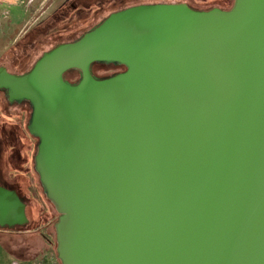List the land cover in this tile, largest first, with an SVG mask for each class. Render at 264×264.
Instances as JSON below:
<instances>
[{"label":"water","instance_id":"obj_1","mask_svg":"<svg viewBox=\"0 0 264 264\" xmlns=\"http://www.w3.org/2000/svg\"><path fill=\"white\" fill-rule=\"evenodd\" d=\"M0 91L32 108L61 264H264V0L114 12ZM26 209L0 186V228Z\"/></svg>","mask_w":264,"mask_h":264},{"label":"rangeland","instance_id":"obj_2","mask_svg":"<svg viewBox=\"0 0 264 264\" xmlns=\"http://www.w3.org/2000/svg\"><path fill=\"white\" fill-rule=\"evenodd\" d=\"M148 4H186L193 10H228L234 0H0V67L21 75L43 53L74 42L110 14ZM122 68L95 64L93 75L110 78ZM79 73L66 76L75 83ZM32 108L11 104L0 91V186L16 189L27 206L29 224L0 229V264H61L55 226L59 213L45 195L35 157L38 139L28 131Z\"/></svg>","mask_w":264,"mask_h":264},{"label":"trees","instance_id":"obj_3","mask_svg":"<svg viewBox=\"0 0 264 264\" xmlns=\"http://www.w3.org/2000/svg\"><path fill=\"white\" fill-rule=\"evenodd\" d=\"M234 4H235V0H234ZM234 4H233L232 7L229 8L228 10L232 9L233 6H234ZM106 65H111V66L118 67V68H122L123 70H125V67L120 66V65H118V64H106ZM72 73H79V74H80L79 71H76V70H75V71H71V72H69V73H67V74L65 75V78H66V76H68V75H70V74H72ZM12 190H14V189H12ZM17 193L19 194L20 197H22L21 194L18 192V190H17ZM17 228H22V227H17ZM0 229H3V228H0Z\"/></svg>","mask_w":264,"mask_h":264},{"label":"flooded vegetation","instance_id":"obj_4","mask_svg":"<svg viewBox=\"0 0 264 264\" xmlns=\"http://www.w3.org/2000/svg\"><path fill=\"white\" fill-rule=\"evenodd\" d=\"M4 92V91H3ZM5 93V92H4ZM6 95V94H5ZM24 103H28V102H22V103H20L19 105H21V104H24ZM11 104H18V103H11ZM29 104V103H28ZM30 105V104H29ZM16 192H17V190L16 189H14ZM22 198V197H21Z\"/></svg>","mask_w":264,"mask_h":264},{"label":"built area","instance_id":"obj_5","mask_svg":"<svg viewBox=\"0 0 264 264\" xmlns=\"http://www.w3.org/2000/svg\"><path fill=\"white\" fill-rule=\"evenodd\" d=\"M12 264H24V263L19 262V261H16V262H14V263H12Z\"/></svg>","mask_w":264,"mask_h":264}]
</instances>
